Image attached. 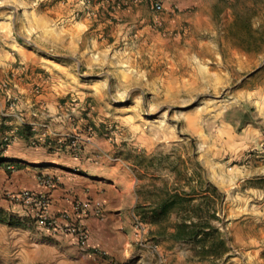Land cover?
<instances>
[{"label":"rangeland","instance_id":"obj_1","mask_svg":"<svg viewBox=\"0 0 264 264\" xmlns=\"http://www.w3.org/2000/svg\"><path fill=\"white\" fill-rule=\"evenodd\" d=\"M0 65L5 89L37 82L47 99L33 108L109 141L139 202L195 170L225 195L223 260L173 240L174 216L144 222L155 244L188 253L173 263L264 264V0H0ZM8 192L0 264H79Z\"/></svg>","mask_w":264,"mask_h":264},{"label":"crops","instance_id":"obj_2","mask_svg":"<svg viewBox=\"0 0 264 264\" xmlns=\"http://www.w3.org/2000/svg\"><path fill=\"white\" fill-rule=\"evenodd\" d=\"M5 83L6 80L0 78V198L4 190L46 193L52 202L53 215L63 211L73 213L76 200L90 199L101 205L102 214L97 216L91 212L85 224L90 230L92 245L105 251V257L92 256L82 261L72 237L52 234L37 226L38 229L79 264H157V255L137 244L136 177L126 163L115 156L111 143L66 121L64 125L59 124L53 112L47 115L52 119H48L40 109L33 108L34 104L41 106L39 103L45 98L35 88L37 82L15 80L11 82L14 92L5 89ZM11 92L20 95L21 108L9 106ZM79 134L87 140L75 147L72 135ZM44 178L52 179L53 185H44ZM8 205L7 201L0 200L1 207L6 209ZM15 207H19L25 217L28 215L23 206ZM27 217L30 221V216ZM156 243L162 264H179L178 260L173 263V257L188 256V253L167 250L164 242Z\"/></svg>","mask_w":264,"mask_h":264},{"label":"trees","instance_id":"obj_3","mask_svg":"<svg viewBox=\"0 0 264 264\" xmlns=\"http://www.w3.org/2000/svg\"><path fill=\"white\" fill-rule=\"evenodd\" d=\"M157 190V202H139L136 207L143 222L162 225L174 216L170 234L173 240L192 243L195 257L200 260H223L229 248L224 234L214 223L222 222L219 213L225 195L198 170L191 177L165 181Z\"/></svg>","mask_w":264,"mask_h":264},{"label":"built area","instance_id":"obj_4","mask_svg":"<svg viewBox=\"0 0 264 264\" xmlns=\"http://www.w3.org/2000/svg\"><path fill=\"white\" fill-rule=\"evenodd\" d=\"M153 7L158 11L162 9V5L158 2L153 3ZM18 101L17 97H10L11 107L15 108ZM9 169L13 170L12 167ZM43 182L49 187L53 185V180L50 178H44ZM8 197L10 202L23 205L38 227L52 234L72 237L77 246V254L80 260L86 261L92 256H106V252L100 247L92 245L90 230L85 224V219L91 212L97 216L102 214L99 203H94L90 199L76 200L73 213L63 211L53 215L51 213L52 202L46 193L23 189L17 192H8ZM134 228L137 244L142 248L151 250L157 255V264H162L163 258L159 254L158 245L149 239L147 224L137 213L134 214Z\"/></svg>","mask_w":264,"mask_h":264}]
</instances>
